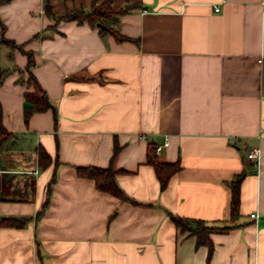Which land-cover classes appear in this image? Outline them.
<instances>
[{"label":"crops","instance_id":"1","mask_svg":"<svg viewBox=\"0 0 264 264\" xmlns=\"http://www.w3.org/2000/svg\"><path fill=\"white\" fill-rule=\"evenodd\" d=\"M111 2L125 9L120 36L58 20L92 0H50L52 14L45 0H0L4 34L23 46L0 43V215L29 218L0 226V264H264V0ZM26 52L54 106L28 121ZM166 137L158 156L181 168L162 190L147 153ZM110 165L136 202L77 170ZM169 212L232 227L211 233L210 252Z\"/></svg>","mask_w":264,"mask_h":264},{"label":"trees","instance_id":"2","mask_svg":"<svg viewBox=\"0 0 264 264\" xmlns=\"http://www.w3.org/2000/svg\"><path fill=\"white\" fill-rule=\"evenodd\" d=\"M92 6L85 8H76L72 10H68L61 16H58V20L66 19V20H78V21H89L92 25H97L102 32L110 31L117 36H120L115 30L113 23L116 21L119 14H121L125 9L124 8H115L112 5L111 0H92ZM106 8V12H102L97 8ZM45 8L46 11L50 14L53 13L52 5L50 0H45ZM106 13V14H105ZM97 14L100 19L95 20L93 16ZM95 17V16H94ZM107 18V20H103V18ZM0 23L2 25L3 34L0 37V43L10 45L12 47L22 48L21 44H17L13 39H10L5 36V24L0 18ZM28 54L29 62L27 65L28 71V82L34 86V89L27 90L24 94L25 104H24V116L25 120L28 121L31 115L36 111H43L49 108L54 107L51 103L46 90L41 86L36 76L34 75L31 67L34 64V59L31 52H26ZM6 70L0 65V85L3 82L4 75ZM10 132L3 125L0 118V148L2 147L4 141L9 138ZM119 151V145L116 144L113 152L112 158H114ZM39 157L42 164H48L51 162V155L40 146L39 148ZM147 162L152 164L155 168L156 174L161 183V189L164 190L169 182L171 176L177 172L181 168V164L179 161L169 162L161 160L156 152V144L153 142L149 143L148 153H147ZM78 173L81 176L89 177L95 180L96 186L98 189L109 192L115 196L120 197L123 200H131L132 199L124 189L119 185L117 181V174L122 171V168H116L113 165L107 167L101 166H78ZM245 173L238 174L230 183L232 188V198H231V216L236 217L240 214L239 205H240V189L241 182L243 180ZM56 180V175L53 174L51 180L48 184L47 197L42 206V210L47 207L50 201V193L53 183ZM171 218L177 225L179 231L181 233H187V235H194L197 239V244L202 245L206 244L209 246L210 252L213 250V240L211 237V233L215 231H226L230 229L232 226H215L208 224L204 219L200 218H192L188 216H183L179 214H175L169 212ZM29 218L27 217H17V216H8V215H0V226H24Z\"/></svg>","mask_w":264,"mask_h":264},{"label":"built area","instance_id":"3","mask_svg":"<svg viewBox=\"0 0 264 264\" xmlns=\"http://www.w3.org/2000/svg\"><path fill=\"white\" fill-rule=\"evenodd\" d=\"M216 9L218 10L219 8L217 7ZM168 144H169V139L168 137H166L162 143L156 145V152L160 153L163 150V148L167 146ZM260 153H261L260 147H253L249 150L247 157L250 160H253L259 163ZM255 215H256L255 213H252V216H255Z\"/></svg>","mask_w":264,"mask_h":264},{"label":"rangeland","instance_id":"4","mask_svg":"<svg viewBox=\"0 0 264 264\" xmlns=\"http://www.w3.org/2000/svg\"><path fill=\"white\" fill-rule=\"evenodd\" d=\"M97 9L101 10L102 12H106V11H107V10H105L106 8H102V7H101V8L99 7V8H97ZM105 14H106V13H105ZM94 16H95V17H94ZM94 16H93V18H94L95 20L100 19V17H99L97 14H95ZM101 18H103V20H107V18H104V17H101ZM8 50H13V49H12L11 47H8Z\"/></svg>","mask_w":264,"mask_h":264}]
</instances>
